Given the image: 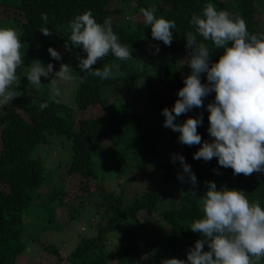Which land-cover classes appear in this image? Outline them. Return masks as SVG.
<instances>
[{"label":"trees","instance_id":"1","mask_svg":"<svg viewBox=\"0 0 264 264\" xmlns=\"http://www.w3.org/2000/svg\"><path fill=\"white\" fill-rule=\"evenodd\" d=\"M116 1L121 3V7ZM209 2L218 10L241 16L250 33H264V0H0V6L6 12L0 20L13 19L21 30L25 66L34 60L41 61L50 47H64L70 35V21L89 10L98 23L111 19L120 43L130 48L136 60H140L150 44L149 53L157 58L158 65L154 83L148 82L147 105L140 109L141 113L130 104L114 105L118 99L113 93L118 89L117 85L125 81L122 77L101 80L91 75L78 87L76 110L90 111L93 107H101L102 115L82 119L77 116L76 119L64 102L58 99V103L51 101L49 96L32 93L28 87L19 88L22 95L0 111V264H18L28 247L40 244L45 231L62 233L67 223L88 217V210L82 212L76 206L84 204L85 196H77L76 202L66 203L65 181L61 180V186L55 185L45 160L37 154L52 135L65 137L71 145V160L64 171L67 176L82 177L88 184L99 176H110L112 170L120 174V161L134 143L143 166L157 168L166 187L146 190L132 197V201L130 198L129 202L123 195L102 199L98 196L101 192L92 195L101 199L97 215L103 216L106 210V222L94 223L96 234L84 236L67 256L62 254L57 243L47 244L44 252L48 262L52 257L67 264H161L171 258L186 260L188 250L201 238L190 231V224L203 215L197 198L207 192V181L215 182L218 191L222 188L241 190L250 201L258 199L264 206V173L248 177L233 175V170L219 166L216 158L207 162L194 160L193 155L201 145H185L180 150L177 132L163 127L162 110H171L174 106L189 69L186 60L189 53L184 39L185 33L193 30L189 21ZM130 4H135L133 16H142L141 8L155 7L158 18L175 21L171 46L152 38L151 28L144 24L143 17L142 20H123V6ZM43 14H47V24L41 19ZM42 27H48L53 34L44 36L40 32ZM156 48L159 52L155 51ZM80 52L82 58H86L82 49ZM221 54L222 50H213L210 63L217 62ZM112 60L116 58L110 53L93 69H102ZM201 82L207 83L206 74L201 75ZM161 89L167 93L165 102L160 101ZM214 97L215 93H211L205 97L204 107L193 108L175 121L182 124L186 119L202 114L203 123L198 128L202 143L212 140L207 131V105L214 101ZM45 102L49 106L41 110L40 104ZM105 142L109 143L107 147ZM103 149L111 151V160L102 156ZM174 155H182L191 166L197 177L194 189L186 174L184 181L177 179L182 167L179 160L173 162ZM180 182L189 184L197 198L189 192L190 189L179 194L167 186ZM45 187L50 189L45 191ZM87 188L85 185L82 189L85 191ZM35 204L39 209L37 215L43 219L37 220L38 230L28 223L29 210ZM62 209L70 213L65 223L57 220ZM143 212L145 221L140 219ZM158 212L167 228L165 237L159 240L152 231L154 216ZM29 228L34 232H29ZM118 230L122 235L112 252L109 247L111 234ZM204 250H208L207 246Z\"/></svg>","mask_w":264,"mask_h":264},{"label":"clouds","instance_id":"2","mask_svg":"<svg viewBox=\"0 0 264 264\" xmlns=\"http://www.w3.org/2000/svg\"><path fill=\"white\" fill-rule=\"evenodd\" d=\"M155 7L141 8L145 25L151 28V36L164 45L171 46L174 20L155 15ZM41 19L48 23L47 14ZM193 30L185 33V46L188 50L187 66L191 69L178 91V99L171 110L164 108L163 127L180 133L179 142L186 146L201 145L194 153V160L211 161L216 158L219 166L231 168L233 175L251 176L264 173V33H250L246 21L239 15L226 10H218L215 4L206 3L199 14H193L189 21ZM70 35L64 47L82 49L86 58L77 54L79 73L61 63L58 72L49 63L44 66L34 60L28 66L26 79L37 89L42 86L41 78L49 79V100L59 102L61 96L59 83L75 85L85 83L89 75L101 80L114 76L113 68L120 65H105L93 69L99 61L110 53L119 61L133 59L130 48L120 43L114 33L112 21L106 18L98 23L93 13L85 11L69 23ZM44 36L53 32L42 27ZM18 31L13 27H0V107L9 105L22 93L18 71L24 65L25 53ZM213 50H222L215 63H210ZM48 53L55 61L62 56L53 48ZM159 52V48H156ZM206 74L207 83L201 82ZM215 93L214 101L207 105L209 113L207 129L211 142L204 141L198 133L203 123V115L188 118L182 124L176 118L193 108L204 107V99ZM35 103V101H33ZM47 102L40 104L41 110ZM173 162L179 160L182 173L177 179L184 181L185 174L193 189L197 177L182 155H174ZM207 192L197 198L202 217L190 224V231L200 235L194 247L184 259H165L161 264H261L264 260V206L257 199L250 201L241 190L222 188L217 190L215 182L207 181ZM207 246V251H205Z\"/></svg>","mask_w":264,"mask_h":264},{"label":"rangeland","instance_id":"3","mask_svg":"<svg viewBox=\"0 0 264 264\" xmlns=\"http://www.w3.org/2000/svg\"><path fill=\"white\" fill-rule=\"evenodd\" d=\"M3 1V0H1ZM12 1V0H7ZM118 7H121V3L117 2ZM135 11V4L124 5L123 6V20L129 21L130 19L142 20V16L133 13ZM4 7L0 6V17L2 18L5 15ZM2 15V16H1ZM0 27H13L18 31V34H21L20 28L16 25L13 19L10 20H0ZM151 45L147 47L144 54L140 58V60H136L135 57L128 61H119V60H112L107 65H115L119 64V69L113 68L114 77H122L125 80L122 83L117 85L118 89L114 91V95L118 101L115 102L114 105L119 106H126L130 104L131 108L136 109L139 113L140 109L143 107L145 108L147 105L146 97L149 94V87L148 82L154 83L157 74V58L152 56L151 53ZM59 52L62 56L61 61H55L51 58L48 52H45L42 57V64L47 66L49 63H52L54 66V72H58L60 68V64H68L70 65L76 75H79L80 69L78 67L79 61L77 60V54L82 58L80 49L73 48L70 51L66 50L65 47L59 46L58 48L54 49ZM23 51V48H22ZM153 57V58H152ZM149 63L146 64V62ZM149 64V65H148ZM28 72V66L23 65V67L18 71V75H20V86L28 87L32 93L43 95V96H50V78L45 79L41 78L42 86L40 88H36L35 86L28 83L26 79V75ZM191 74V69H187L186 77ZM59 87L61 89V96L57 97L56 99L64 102L67 106H69L73 111L74 118L77 119V116L82 119L92 117V115H102L103 110L101 107H93L90 111H77L76 109V94L79 85H75L72 83L60 82ZM19 90V89H18ZM131 91H134L131 93ZM161 91L160 101L165 102L167 99V93L165 90ZM15 100V99H14ZM113 102V100H111ZM4 109L0 107V111ZM0 126V131H1ZM178 146L179 149L185 147V145L179 142V135L178 133ZM109 143L105 142V146L107 147ZM131 144L129 150L125 153V157L121 159V173L116 170H112L110 172V176L103 177L99 176L98 179H92L88 184L86 183L83 178L77 176H67L64 174L65 165L68 161L71 160V145L68 143L67 139L63 136L59 135H52L50 136V141L47 145H43L37 150L38 156L42 157V160H45V164L47 166L49 176L54 179L55 185L61 186L62 179L65 181L63 186L65 185L66 190V197L65 201L67 202H76L77 196L84 195L85 201L82 206L76 205L77 208L84 212L88 210V217L83 220H74L71 223H67L66 228L64 231H45L44 236L41 235L43 238L40 241V244H37L36 247L33 245L28 247L27 251L18 261V264H67L66 262H60L57 257H52L49 262L47 261V257L45 256L44 247L47 244H55L60 247L61 252L64 256H67L69 253L73 251L77 243L84 237V236H92L96 234V230L92 226L96 222L105 223L106 222V214L107 211H103V216L97 215V212L100 211L99 207L101 204V199L103 197L109 198L111 195L119 196L123 195L127 202L130 201V198L148 190H155L158 188H165L162 184V176L161 173L157 170V168H147L143 166L139 153L137 152V147ZM103 155L107 156L108 160H111V151L103 149ZM103 158V157H102ZM88 188L84 191L82 188L84 186ZM170 190L174 188L177 193H183L189 190V184L180 182L179 184L172 185L167 184ZM46 189H50V187H45ZM101 192V193H100ZM100 193L98 196L101 198H94L92 195H96ZM133 198L131 199V201ZM38 205H34L29 210L28 215V223L33 226L34 230L37 229L39 225V220L43 221L38 214ZM62 208V207H60ZM64 210H59V218H57L58 222L65 223L66 218H70L69 211L63 212ZM140 219L142 221L146 220L145 213L140 214ZM38 220V221H37ZM90 221V223H89ZM38 222V224H36ZM42 228H40L41 230ZM166 227L165 224L162 222V219L159 215V212L156 213L154 216V221L152 223V231L154 237L159 240L163 239L166 235ZM32 229H28L29 232H34ZM38 230V229H37ZM122 235L121 230L116 231L115 233L111 234V239L109 242V247L111 251H114L116 244L118 243L120 237ZM141 244L145 247V242L142 241ZM146 259V256H145ZM149 264V263H146ZM263 264V261H261Z\"/></svg>","mask_w":264,"mask_h":264}]
</instances>
